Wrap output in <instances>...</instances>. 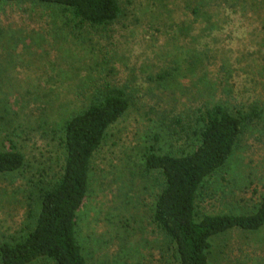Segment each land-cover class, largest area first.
I'll return each instance as SVG.
<instances>
[{
	"label": "rangeland",
	"instance_id": "rangeland-1",
	"mask_svg": "<svg viewBox=\"0 0 264 264\" xmlns=\"http://www.w3.org/2000/svg\"><path fill=\"white\" fill-rule=\"evenodd\" d=\"M117 1L118 18L96 26L60 6L0 2V149L7 135L25 159L0 174V243L26 234L30 197L60 173L63 121L115 89L129 105L93 157L78 242L87 264H175L142 154L156 140L189 151L198 108L257 105L259 119L196 200L201 215L254 210L264 196V0ZM208 260L264 264V227L213 237Z\"/></svg>",
	"mask_w": 264,
	"mask_h": 264
},
{
	"label": "trees",
	"instance_id": "trees-1",
	"mask_svg": "<svg viewBox=\"0 0 264 264\" xmlns=\"http://www.w3.org/2000/svg\"><path fill=\"white\" fill-rule=\"evenodd\" d=\"M56 5L71 11L80 23L107 25L120 14L117 0H0ZM160 77V76H159ZM164 78V76H161ZM129 101L110 89L82 111L66 118L61 127L64 160L56 180L42 187L28 203V220L17 238L0 243V264H87L77 238L78 213L89 192L93 157L107 130L125 113ZM257 105L229 107L225 102L198 108L196 140L189 151H162L155 144L142 154L141 176L157 183L152 219L164 233L175 264H209L213 237L230 230L255 231L264 227V196L249 213L199 214L196 200L205 181L231 157L243 132L261 115ZM157 137H155L156 139ZM0 149V174L24 166L23 154L7 135ZM38 204V206H37Z\"/></svg>",
	"mask_w": 264,
	"mask_h": 264
}]
</instances>
